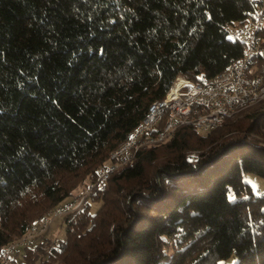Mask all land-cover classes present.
<instances>
[{"label": "trees", "instance_id": "trees-1", "mask_svg": "<svg viewBox=\"0 0 264 264\" xmlns=\"http://www.w3.org/2000/svg\"><path fill=\"white\" fill-rule=\"evenodd\" d=\"M253 8L0 0V250L95 179L177 75L212 76L241 58L225 27ZM249 65L264 74V53ZM262 126L264 99L204 132L178 126L58 217L62 238L48 228L8 264H264V192L241 178H264V144L250 136L264 138Z\"/></svg>", "mask_w": 264, "mask_h": 264}, {"label": "built area", "instance_id": "built-area-1", "mask_svg": "<svg viewBox=\"0 0 264 264\" xmlns=\"http://www.w3.org/2000/svg\"><path fill=\"white\" fill-rule=\"evenodd\" d=\"M249 1L254 8L244 21L225 27L229 38L243 44L242 57L212 76L202 74L190 79L177 75L164 96L148 105L128 137L109 152L107 161L98 167L96 178L48 210L24 235L5 244L0 250V264H8L15 248L45 232L55 218L78 209L89 193L102 188L110 174L130 161L140 147L163 142L182 125L199 132L210 130L264 99V74L248 72L250 57L264 53V0Z\"/></svg>", "mask_w": 264, "mask_h": 264}, {"label": "rangeland", "instance_id": "rangeland-1", "mask_svg": "<svg viewBox=\"0 0 264 264\" xmlns=\"http://www.w3.org/2000/svg\"><path fill=\"white\" fill-rule=\"evenodd\" d=\"M252 138H258L260 139V144H264V138L260 137V135H255L251 134L250 135ZM191 155H194L193 152H190ZM119 167V166H118ZM244 181L248 182L252 189L255 190V192H264V178L258 177L257 175H253V173L249 172H244L243 175L241 176ZM82 186V185H81ZM79 186V188H83ZM78 191V190H77ZM76 191V192H77ZM99 205V202H91V211L94 212ZM47 235H50L52 238H62L64 235V226L62 224V221L60 218H55L50 227L49 231L47 232ZM236 262V257L234 255L229 256L228 258L217 260L216 264H235Z\"/></svg>", "mask_w": 264, "mask_h": 264}]
</instances>
